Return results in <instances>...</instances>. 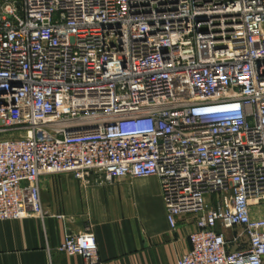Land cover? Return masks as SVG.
Returning a JSON list of instances; mask_svg holds the SVG:
<instances>
[{"label": "built area", "instance_id": "1", "mask_svg": "<svg viewBox=\"0 0 264 264\" xmlns=\"http://www.w3.org/2000/svg\"><path fill=\"white\" fill-rule=\"evenodd\" d=\"M58 173L155 176L176 264H264V0H0V221ZM58 249L103 264L89 227Z\"/></svg>", "mask_w": 264, "mask_h": 264}, {"label": "crops", "instance_id": "2", "mask_svg": "<svg viewBox=\"0 0 264 264\" xmlns=\"http://www.w3.org/2000/svg\"><path fill=\"white\" fill-rule=\"evenodd\" d=\"M89 181L41 176L43 216L0 221V264H84L58 247L65 234L87 227L103 264H176L189 250L195 217L183 215L170 228L157 177ZM251 216L264 218V204L252 207Z\"/></svg>", "mask_w": 264, "mask_h": 264}]
</instances>
